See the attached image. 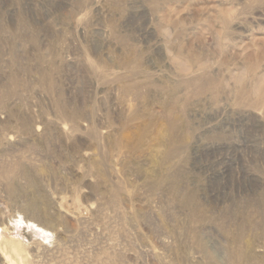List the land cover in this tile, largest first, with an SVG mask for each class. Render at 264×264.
Returning <instances> with one entry per match:
<instances>
[{
    "label": "rangeland",
    "instance_id": "obj_1",
    "mask_svg": "<svg viewBox=\"0 0 264 264\" xmlns=\"http://www.w3.org/2000/svg\"><path fill=\"white\" fill-rule=\"evenodd\" d=\"M11 260L264 264V0H0Z\"/></svg>",
    "mask_w": 264,
    "mask_h": 264
},
{
    "label": "bare ground",
    "instance_id": "obj_2",
    "mask_svg": "<svg viewBox=\"0 0 264 264\" xmlns=\"http://www.w3.org/2000/svg\"><path fill=\"white\" fill-rule=\"evenodd\" d=\"M3 250H5V247H4V249ZM4 255V254H3ZM15 255V254H14ZM16 256V255H15ZM7 257H9V256H7ZM18 257V256H17ZM4 258H6V256H4ZM21 259V258H20ZM19 259V260H20ZM21 261V260H20ZM10 262V264H16L14 261H9ZM7 263V262H6ZM21 263H23V261H21ZM21 263H19V264H21ZM25 264V263H24Z\"/></svg>",
    "mask_w": 264,
    "mask_h": 264
}]
</instances>
